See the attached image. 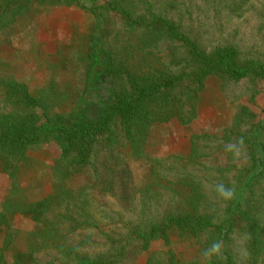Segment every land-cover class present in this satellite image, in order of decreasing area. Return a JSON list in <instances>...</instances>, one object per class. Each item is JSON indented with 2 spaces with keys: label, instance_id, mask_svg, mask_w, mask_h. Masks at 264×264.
Wrapping results in <instances>:
<instances>
[{
  "label": "trees",
  "instance_id": "trees-1",
  "mask_svg": "<svg viewBox=\"0 0 264 264\" xmlns=\"http://www.w3.org/2000/svg\"><path fill=\"white\" fill-rule=\"evenodd\" d=\"M257 4L254 37L224 34ZM55 8L85 12L90 27L82 45L44 54L43 87L0 55V174L15 184L33 165L30 148L56 150L48 192L28 198L15 186L0 207V264H134L168 246L172 229L204 251L222 243L221 257L194 264H264V0H0V51L43 44L40 24ZM210 76L222 87L248 80L247 101L220 134H191L187 155L148 157L150 179L136 187L127 159L143 157L153 124L195 120ZM240 138L237 158L226 149ZM96 190L135 216L97 202ZM14 214L35 228H17ZM145 264L179 263L169 249Z\"/></svg>",
  "mask_w": 264,
  "mask_h": 264
},
{
  "label": "rangeland",
  "instance_id": "rangeland-1",
  "mask_svg": "<svg viewBox=\"0 0 264 264\" xmlns=\"http://www.w3.org/2000/svg\"><path fill=\"white\" fill-rule=\"evenodd\" d=\"M258 5L252 7L244 16L235 17L230 23L224 25V34L235 30L238 38L247 41L251 39L259 23ZM116 23L119 24L118 20ZM89 27V15L85 12L73 8H55L40 24L39 31L43 44L35 37L28 41L21 40L20 48L13 51L2 50L0 55L21 67L20 71L30 87H43L47 81V73L40 65L44 54L54 53L59 48L71 50L82 45V36L89 30ZM65 75L63 76L67 78L68 74ZM251 87V83L245 79L236 83H227L225 87H222L217 77H208L200 94L195 120L188 125L171 120L162 124H153L147 129L144 136L143 157L127 159L133 184L140 188L150 179L148 157L185 156L189 153L191 134L197 132L220 134L223 128L230 125L235 109L247 101ZM260 103L264 106V97ZM28 155L33 159V165L28 172L21 173L18 182L14 184L6 175L0 174V207L8 200L15 198L14 193L17 194L18 190L15 186L19 187V191H24L28 198H40L48 192L51 179L46 168L54 161L56 150L52 145L40 144L30 148ZM221 157L219 155L218 161ZM87 176V173L77 176L71 179V184L84 182ZM94 194L97 202L106 205L107 208L121 210L128 218L135 216L136 213L131 209H122L112 196L98 190L94 191ZM12 222L24 231L32 230L36 226L29 217L20 214H14ZM169 238L168 246H164L163 242L155 243L150 251L132 258L134 264H145L151 251L169 249L172 250L179 264L205 263L203 246L195 242L189 234L172 229L169 232ZM156 254L158 255L157 252Z\"/></svg>",
  "mask_w": 264,
  "mask_h": 264
},
{
  "label": "clouds",
  "instance_id": "clouds-1",
  "mask_svg": "<svg viewBox=\"0 0 264 264\" xmlns=\"http://www.w3.org/2000/svg\"><path fill=\"white\" fill-rule=\"evenodd\" d=\"M243 147V138H240L236 142L227 146V151L233 152L234 157H239L240 148ZM216 194L223 199H230L232 197V190L224 186L223 183H219L215 186ZM223 255L222 243L220 241H215L212 245L203 252V256L208 259L213 256L219 258Z\"/></svg>",
  "mask_w": 264,
  "mask_h": 264
}]
</instances>
